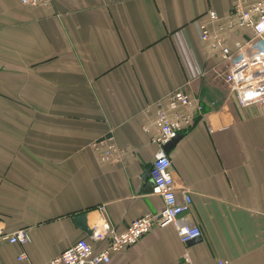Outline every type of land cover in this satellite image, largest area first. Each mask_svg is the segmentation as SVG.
Listing matches in <instances>:
<instances>
[{
    "label": "crops",
    "instance_id": "1",
    "mask_svg": "<svg viewBox=\"0 0 264 264\" xmlns=\"http://www.w3.org/2000/svg\"><path fill=\"white\" fill-rule=\"evenodd\" d=\"M239 1L256 0H0V232L29 233L25 246L0 240V264H45L89 239L74 221L85 212L90 228L107 221L118 231L158 214L157 104L168 111L176 89L204 106L167 153L202 237L184 245L173 226L154 227L110 264L264 263V105L239 103L221 48L200 28L236 50L254 36L231 27ZM108 135L119 162L91 148Z\"/></svg>",
    "mask_w": 264,
    "mask_h": 264
},
{
    "label": "built area",
    "instance_id": "2",
    "mask_svg": "<svg viewBox=\"0 0 264 264\" xmlns=\"http://www.w3.org/2000/svg\"><path fill=\"white\" fill-rule=\"evenodd\" d=\"M32 8L45 4V0H20ZM213 20L217 19L215 11L210 12ZM231 27L242 29L251 28L254 36L246 43H237L236 50L226 48L225 39L217 34H211L207 26L202 24L201 37L203 40L212 39L213 48H221L223 60L228 64L227 80L230 92L234 94L242 106L264 105V0L253 3L236 2L230 13ZM253 50V57L245 49ZM168 111L157 104L156 126L158 135L154 142L160 146L150 168V178L154 193L163 199V208L158 214H146L133 220L130 226L123 230H116L109 222L96 224L89 239L81 238L75 244L61 252L57 257L45 264H110L113 254L121 253L138 243L154 227L164 228L173 226L178 238L184 245L202 237L201 228L189 220L185 214L191 209L193 199L187 188L178 189L172 162L164 151L169 141L187 132L195 123L196 115L203 114L204 106L191 93L183 89H176L166 98ZM144 131L148 128L144 127ZM91 148L100 161L119 162L122 157L115 138L112 135L95 140ZM178 192L183 193V201L177 198ZM104 210V206L99 208ZM0 240L10 244L25 246L29 241L27 229H18L10 233L0 232ZM93 242H105L104 248L96 252ZM28 254L22 251L18 260L27 261ZM214 264H231L226 258H218ZM264 264V263H263Z\"/></svg>",
    "mask_w": 264,
    "mask_h": 264
},
{
    "label": "water",
    "instance_id": "3",
    "mask_svg": "<svg viewBox=\"0 0 264 264\" xmlns=\"http://www.w3.org/2000/svg\"><path fill=\"white\" fill-rule=\"evenodd\" d=\"M181 138H182V135H178L177 137L169 141L167 144H165L164 151L168 153L179 142ZM147 187L150 188L151 184H148ZM74 221H75V224L79 228L84 230L87 234L91 235L93 233L92 229L88 226V213L87 212L75 216ZM197 240L199 239L193 240L190 243L196 242Z\"/></svg>",
    "mask_w": 264,
    "mask_h": 264
}]
</instances>
